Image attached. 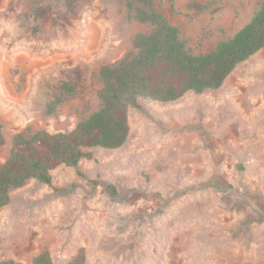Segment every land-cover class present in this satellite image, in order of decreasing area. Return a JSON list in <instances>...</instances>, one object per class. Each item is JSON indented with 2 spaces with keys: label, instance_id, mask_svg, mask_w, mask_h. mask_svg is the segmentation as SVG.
Returning a JSON list of instances; mask_svg holds the SVG:
<instances>
[{
  "label": "rangeland",
  "instance_id": "rangeland-1",
  "mask_svg": "<svg viewBox=\"0 0 264 264\" xmlns=\"http://www.w3.org/2000/svg\"><path fill=\"white\" fill-rule=\"evenodd\" d=\"M262 0H156L193 53L231 38ZM145 24L125 0H0V123L15 134L69 132L99 107L98 71L132 50ZM70 80L76 95L48 113ZM128 137L91 148L50 183L29 180L0 208V262L264 264V47L217 89L172 102L140 98ZM220 176L231 189H216ZM113 185L116 193L108 187Z\"/></svg>",
  "mask_w": 264,
  "mask_h": 264
},
{
  "label": "trees",
  "instance_id": "trees-1",
  "mask_svg": "<svg viewBox=\"0 0 264 264\" xmlns=\"http://www.w3.org/2000/svg\"><path fill=\"white\" fill-rule=\"evenodd\" d=\"M155 1L125 0L130 16L145 24L147 30L134 35L132 50L122 59L100 67V104L95 111L69 132L38 129L13 136L9 154L0 165V208L8 204L12 189L31 179L50 183L53 169L62 164L76 167L81 159L91 158V148L122 146L128 137V109L138 106L140 98L166 103L189 91L217 89L238 64L264 47V0L249 22L231 38L198 54L186 49L179 29L155 8ZM58 88L60 96L47 104L48 113L76 95L75 84L70 80H61ZM3 143L0 123V145ZM214 179V188H232L224 178ZM108 189L111 194L116 193L113 185ZM0 264H53V260L50 252L44 250L28 263L6 259ZM67 264H85L84 252L76 253Z\"/></svg>",
  "mask_w": 264,
  "mask_h": 264
}]
</instances>
